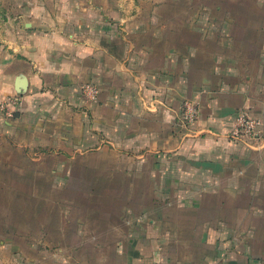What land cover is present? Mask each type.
<instances>
[{"label":"crops","instance_id":"obj_1","mask_svg":"<svg viewBox=\"0 0 264 264\" xmlns=\"http://www.w3.org/2000/svg\"><path fill=\"white\" fill-rule=\"evenodd\" d=\"M157 2L31 1L0 36V264L264 261V144L227 137L264 131V14Z\"/></svg>","mask_w":264,"mask_h":264},{"label":"rangeland","instance_id":"obj_2","mask_svg":"<svg viewBox=\"0 0 264 264\" xmlns=\"http://www.w3.org/2000/svg\"><path fill=\"white\" fill-rule=\"evenodd\" d=\"M31 1L36 2V0H0V36H5L7 30H12V27H9L8 24L14 19H17L19 14L30 12V8H33L32 6H29ZM156 4L159 13L176 12L181 14H197L198 16H205V28L214 32L225 31L227 29L225 27L226 19H232L231 17L233 15L240 13L253 19L254 14H264V0H177L175 5L172 6L164 4V1L160 0V2H157ZM228 36L229 34L224 33V37L228 38ZM218 38L221 39L220 36H218ZM59 200L61 199H57V201ZM62 200H65L64 204H77L83 206L105 205L109 202V199L107 198L97 199L92 196ZM54 201H56V199ZM20 202L22 206L28 205V201H25V199H21ZM11 216L12 215H10V217ZM8 217L9 216H7V218ZM28 219H30V215L26 214L23 222ZM258 252L263 253L261 249ZM259 264H264V261Z\"/></svg>","mask_w":264,"mask_h":264},{"label":"built area","instance_id":"obj_3","mask_svg":"<svg viewBox=\"0 0 264 264\" xmlns=\"http://www.w3.org/2000/svg\"><path fill=\"white\" fill-rule=\"evenodd\" d=\"M199 116V108L189 101L184 103L182 121L186 126L193 124ZM227 137L233 141L245 140L256 145L264 144V131L261 120L251 117L241 110L235 116Z\"/></svg>","mask_w":264,"mask_h":264}]
</instances>
